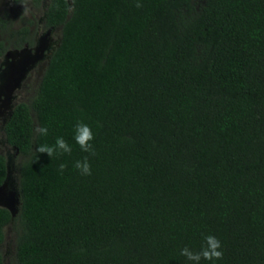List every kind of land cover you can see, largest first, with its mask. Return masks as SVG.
I'll return each instance as SVG.
<instances>
[{"label":"trees","instance_id":"1","mask_svg":"<svg viewBox=\"0 0 264 264\" xmlns=\"http://www.w3.org/2000/svg\"><path fill=\"white\" fill-rule=\"evenodd\" d=\"M14 22L0 14V57L35 44ZM44 26L59 45L3 127L22 160L0 246L12 224L17 264H190L180 250L214 235L223 258L201 264H264V0H48ZM57 137L70 155L36 152Z\"/></svg>","mask_w":264,"mask_h":264},{"label":"rangeland","instance_id":"2","mask_svg":"<svg viewBox=\"0 0 264 264\" xmlns=\"http://www.w3.org/2000/svg\"><path fill=\"white\" fill-rule=\"evenodd\" d=\"M47 5L48 0H42L39 8H34L31 0H27L24 6L13 4L10 0H0V14L6 12L13 18L14 29L18 28L20 22L29 19L35 39L32 47L10 49L0 58V154L7 160V178L0 187V206L8 208L12 217L20 209L18 166L22 156L6 142L3 127L16 103L28 101L35 94L49 57L59 45L60 28L44 26ZM15 240L16 233L10 224L5 228V240L0 246L5 264H17Z\"/></svg>","mask_w":264,"mask_h":264},{"label":"clouds","instance_id":"3","mask_svg":"<svg viewBox=\"0 0 264 264\" xmlns=\"http://www.w3.org/2000/svg\"><path fill=\"white\" fill-rule=\"evenodd\" d=\"M22 6L27 4V0H21ZM137 8L143 7L139 2L135 5ZM25 11L27 8L25 7ZM35 133L39 136H47V127H37L34 129ZM74 140L81 151L95 155V149L93 141L95 134L92 131L90 125L83 121H78L74 126ZM37 153H46L50 158L54 156H62L64 154L72 153V145L69 144L63 137H57L53 145L40 144L36 147ZM74 167L78 169L81 175H91V164L88 157H84L83 160H77ZM66 168V164L61 163L59 165V172L63 174ZM180 255L185 257L190 264H201V261H219L223 258L221 241L214 235H206L204 237V244L199 251H194L191 248L185 246L180 250Z\"/></svg>","mask_w":264,"mask_h":264},{"label":"flooded vegetation","instance_id":"4","mask_svg":"<svg viewBox=\"0 0 264 264\" xmlns=\"http://www.w3.org/2000/svg\"><path fill=\"white\" fill-rule=\"evenodd\" d=\"M10 1H11V0H10ZM11 2H12V1H11ZM9 50H10V49H9ZM7 51H8V50H7ZM7 51H6V52H7ZM5 54H6V53H5ZM5 54H4V55H5ZM1 57H2V56H1ZM1 57H0V58H1Z\"/></svg>","mask_w":264,"mask_h":264}]
</instances>
